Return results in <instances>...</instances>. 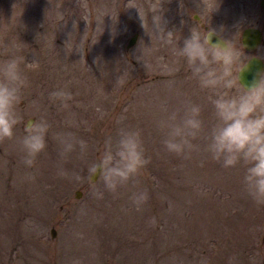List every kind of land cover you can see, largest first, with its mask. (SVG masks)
Listing matches in <instances>:
<instances>
[{"label":"rangeland","instance_id":"rangeland-1","mask_svg":"<svg viewBox=\"0 0 264 264\" xmlns=\"http://www.w3.org/2000/svg\"><path fill=\"white\" fill-rule=\"evenodd\" d=\"M250 26L263 42L242 50L264 61L259 0H0V39L20 50L29 81L18 111L51 125L31 169L16 144L22 125L0 142V264H263L264 206L242 193L243 168L213 161L203 136L190 160L166 153L157 127L189 101L202 106L205 133L214 122L208 92L172 49L208 28L241 45ZM62 86L74 94L66 109L49 99ZM70 117L87 152L60 168L57 137ZM122 117L140 131L150 162L137 185L113 195L99 177L84 178ZM141 190L149 199L137 212L130 196Z\"/></svg>","mask_w":264,"mask_h":264},{"label":"clouds","instance_id":"clouds-1","mask_svg":"<svg viewBox=\"0 0 264 264\" xmlns=\"http://www.w3.org/2000/svg\"><path fill=\"white\" fill-rule=\"evenodd\" d=\"M239 41L234 43L208 28L203 33L190 31L182 47L172 49L183 58L199 89L208 92L214 122L205 133L202 106L189 101L161 118L157 127L164 151L182 160L191 159L197 147L192 141L203 136L205 151L213 161L225 169L243 168L242 193L256 206H264V70L255 72L248 84L241 83L253 58L244 54ZM162 43L172 42L162 38ZM19 52L14 43L0 39V142L14 139L16 127L22 125L23 134L16 138V144L23 154V165L31 169L47 147L51 125L44 116L25 120L18 111L29 83ZM73 98L67 86L49 93L50 101L65 109ZM124 119L116 121L115 135L104 140L102 155L87 168L84 178L94 185L99 177L104 189L113 195L129 184L137 185L141 170L150 162L140 131L126 125ZM64 123L69 130L57 137L60 168L73 152L78 150L81 158L87 152L86 143L71 131L77 127L75 117ZM72 177L81 179L79 172H73ZM24 179L35 181L36 177L29 173ZM148 199L143 190L130 196L137 212L143 210Z\"/></svg>","mask_w":264,"mask_h":264},{"label":"water","instance_id":"water-1","mask_svg":"<svg viewBox=\"0 0 264 264\" xmlns=\"http://www.w3.org/2000/svg\"><path fill=\"white\" fill-rule=\"evenodd\" d=\"M261 8H264V0H260ZM196 18V16H195ZM262 32L258 28L254 27H247L243 30L241 34V44L244 50L248 52H253L261 43H262ZM136 40V36L134 35L132 38L129 39L127 48L131 47ZM253 59L250 61L249 71L244 72L242 76L241 83L248 84L252 78L253 74L259 70H264V62L258 56H251ZM98 178V177H97ZM81 195L80 190L75 191V198H79ZM55 230L51 229V235L54 236ZM264 264V258H263Z\"/></svg>","mask_w":264,"mask_h":264}]
</instances>
